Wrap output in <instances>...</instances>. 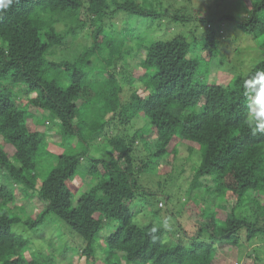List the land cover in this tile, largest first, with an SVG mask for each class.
Listing matches in <instances>:
<instances>
[{
  "label": "trees",
  "instance_id": "trees-1",
  "mask_svg": "<svg viewBox=\"0 0 264 264\" xmlns=\"http://www.w3.org/2000/svg\"><path fill=\"white\" fill-rule=\"evenodd\" d=\"M223 1L18 0L0 13V264H264V136L244 94L264 70V0ZM247 40L260 57L243 70L231 57ZM227 62L224 82L214 66ZM191 161L175 199L162 177Z\"/></svg>",
  "mask_w": 264,
  "mask_h": 264
},
{
  "label": "rangeland",
  "instance_id": "rangeland-1",
  "mask_svg": "<svg viewBox=\"0 0 264 264\" xmlns=\"http://www.w3.org/2000/svg\"><path fill=\"white\" fill-rule=\"evenodd\" d=\"M202 2H203V4L205 5V6H210V5H214L215 4V2L216 1H219V3H223L224 1L223 0H201ZM200 2V1H199ZM175 30V32L177 31L176 29H174ZM160 35H162V34H160ZM163 36V35H162ZM162 39H164V37L162 38ZM166 39V38H165ZM82 39H79L78 41H77V44H78V46H76V48L74 47V48H72V50L70 51V52H66L65 53V55L66 56H74V57H76L78 54H79V52H80V49L82 48ZM249 40H247V41H244L243 43V45H242V47H241V50L238 52V53H236L234 56H232L231 57V62H233V64H235L236 66H239L241 69H243V70H246V69H248V70H250L252 67H254V65H255V63L257 62V60H258V57H260V54H258L256 51H255V49H254V43L253 42H248ZM249 43H251V44H249ZM249 47H251V48H253V49H250ZM231 53H233V51L231 52ZM231 55H233V54H231ZM58 58H61V57H58ZM255 60V61H254ZM241 61H243L244 63L242 64L241 63ZM231 64H229V62H227L226 63V66H225V68H222V67H220V65L219 66H217V67H215L214 66V69L216 70H220V71H222V73H221V78H222V81H226V79H227V77H229V76H231L230 74H228L227 73V70L229 69V66H230ZM244 67V68H243ZM131 68H132V65H130V67H129V69L128 70H131ZM243 70H239V71H243ZM244 72H246V71H244ZM140 121H137V123H136V127H139L140 125H141V122L139 123ZM48 141L50 142V143H53L54 142V139H53V137L50 135L49 136V138H48ZM97 145V148H99V147H102L103 146V142H100V143H96ZM182 153L180 154V156L178 157V159L182 156V157H186V156H188L189 155V152H188V150H187V148L186 147H183V149H182V151H181ZM147 155H149L148 154V152H146V151H140V152H138L137 154H136V156H137V158H146V156ZM182 157L180 158V160H178V163H180L181 165H184L185 164V162H183V160H182ZM197 159V157L195 156V157H193L192 158V160H196ZM172 157H169V158H167L166 160H164V161H162V162H160V164L162 165H166V164H168V162L169 163H171L172 162ZM194 161H191V162H189L187 165H186V170H185V172H182V169H181V167L179 166V168H176L175 169V171L173 172V175H172V177L170 178V176H168V175H165L164 177H162V179H164V180H167V179H170V182H169V184H171V185H173L174 184V187H175V189H172V191H175L176 192V198L175 199H178L179 200V198H181L183 201H185V198L187 197L186 196V191L189 189V185H191L192 183L190 182V180H188V178H189V176L191 175V165H192V163L194 162ZM87 164H89V162H85L84 163V165H87ZM80 181H82L81 179H77L75 182H76V184L77 185H79V183H80ZM175 183H174V182ZM84 182L87 184L88 182H89V179H85L84 180ZM85 189L87 188V185H85V187H84ZM176 200H171V203H173V202H175ZM181 207L182 208H179V209H177V212L179 213V211L180 210H183V203H182V205H181ZM176 208V207H175ZM185 213H183V214H180V217H178V220L179 221H181V222H183L184 221V219L185 218H189V216H190V213H188V211H187V209H186V205H185ZM176 212V213H177ZM181 213V212H180ZM147 214V213H146ZM146 214H145V216H146ZM150 216L148 215V217L146 218V217H144L142 220L143 221H145V219H148ZM152 217V216H151ZM65 240H67V244L68 245H72L73 247H77V248H79V245H80V243L82 244V240L81 239H77L76 237H72V236H68V235H66V239ZM81 251V249L79 250V252ZM85 261H86V259L83 257V258H80V259H78V258H76V260H75V262H74V264H85Z\"/></svg>",
  "mask_w": 264,
  "mask_h": 264
},
{
  "label": "clouds",
  "instance_id": "clouds-1",
  "mask_svg": "<svg viewBox=\"0 0 264 264\" xmlns=\"http://www.w3.org/2000/svg\"><path fill=\"white\" fill-rule=\"evenodd\" d=\"M18 0H0V13L11 7ZM244 94L248 98L247 124L253 136H264V70H258L255 75L244 81ZM157 229L153 227L152 233ZM155 239V237H153Z\"/></svg>",
  "mask_w": 264,
  "mask_h": 264
}]
</instances>
